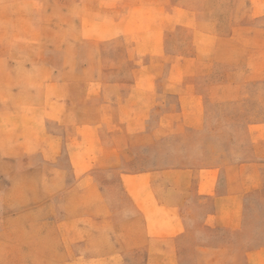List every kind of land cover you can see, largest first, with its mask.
Masks as SVG:
<instances>
[{"label": "crops", "instance_id": "obj_1", "mask_svg": "<svg viewBox=\"0 0 264 264\" xmlns=\"http://www.w3.org/2000/svg\"><path fill=\"white\" fill-rule=\"evenodd\" d=\"M135 7L142 29L121 54L131 65L62 68L55 120L40 123L54 141L47 154L72 173L57 185L85 202L66 216L71 254L62 264H264V115L216 95L197 66L149 64L209 57L195 39L182 50L165 44L198 10L175 0L121 4Z\"/></svg>", "mask_w": 264, "mask_h": 264}, {"label": "rangeland", "instance_id": "obj_2", "mask_svg": "<svg viewBox=\"0 0 264 264\" xmlns=\"http://www.w3.org/2000/svg\"><path fill=\"white\" fill-rule=\"evenodd\" d=\"M146 1L0 0V264H62L71 254L72 220L66 216L85 202L57 185L72 173L57 169L56 155L47 154L54 141L44 139L40 126L55 120L62 68L131 65L134 59L121 54L134 50L141 10L121 4ZM175 1L198 10L197 16L170 28L165 44L182 50L193 48L195 39L209 57L149 64L197 66L216 95L239 99L245 113L264 115V0ZM231 81L240 84L239 92L225 89Z\"/></svg>", "mask_w": 264, "mask_h": 264}]
</instances>
